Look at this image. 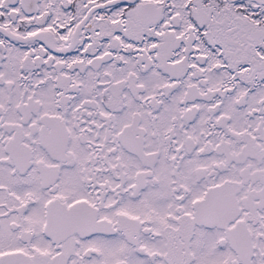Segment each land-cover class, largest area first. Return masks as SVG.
<instances>
[{"label": "snow or ice", "instance_id": "snow-or-ice-1", "mask_svg": "<svg viewBox=\"0 0 264 264\" xmlns=\"http://www.w3.org/2000/svg\"><path fill=\"white\" fill-rule=\"evenodd\" d=\"M0 264H264V0H0Z\"/></svg>", "mask_w": 264, "mask_h": 264}]
</instances>
